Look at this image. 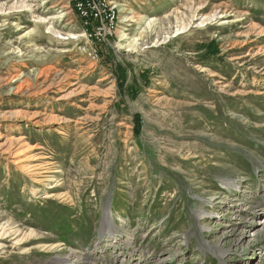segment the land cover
<instances>
[{
    "label": "rangeland",
    "instance_id": "obj_1",
    "mask_svg": "<svg viewBox=\"0 0 264 264\" xmlns=\"http://www.w3.org/2000/svg\"><path fill=\"white\" fill-rule=\"evenodd\" d=\"M116 2L0 0V264H264V0Z\"/></svg>",
    "mask_w": 264,
    "mask_h": 264
},
{
    "label": "built area",
    "instance_id": "obj_2",
    "mask_svg": "<svg viewBox=\"0 0 264 264\" xmlns=\"http://www.w3.org/2000/svg\"><path fill=\"white\" fill-rule=\"evenodd\" d=\"M90 41L89 55L97 60L98 45L113 38L119 22L120 9L116 0H70Z\"/></svg>",
    "mask_w": 264,
    "mask_h": 264
},
{
    "label": "bare ground",
    "instance_id": "obj_3",
    "mask_svg": "<svg viewBox=\"0 0 264 264\" xmlns=\"http://www.w3.org/2000/svg\"><path fill=\"white\" fill-rule=\"evenodd\" d=\"M129 20H130V18L126 19L125 21H129ZM19 76H21V74L18 76H14L12 79H17V78H19ZM22 85H23V83H21L19 85V88L22 87ZM263 223H264V216L260 219L259 222H257V225L263 224ZM167 259L168 258L166 257L165 259H163V261L167 260ZM50 262H51V264H95V263L90 261V258H89L87 253L79 255V254L74 253V252H72L71 254H68L67 256L59 255V256L53 258V260Z\"/></svg>",
    "mask_w": 264,
    "mask_h": 264
},
{
    "label": "trees",
    "instance_id": "obj_4",
    "mask_svg": "<svg viewBox=\"0 0 264 264\" xmlns=\"http://www.w3.org/2000/svg\"><path fill=\"white\" fill-rule=\"evenodd\" d=\"M135 119L139 120V119H140V116L137 114V115L135 116ZM139 128H140L139 125H137V126H136V131H137V132H139Z\"/></svg>",
    "mask_w": 264,
    "mask_h": 264
}]
</instances>
